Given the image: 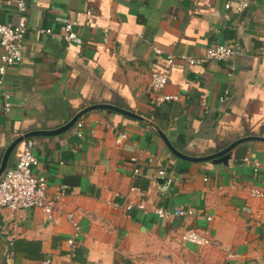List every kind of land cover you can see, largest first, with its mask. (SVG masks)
Listing matches in <instances>:
<instances>
[{"label": "crops", "instance_id": "obj_1", "mask_svg": "<svg viewBox=\"0 0 264 264\" xmlns=\"http://www.w3.org/2000/svg\"><path fill=\"white\" fill-rule=\"evenodd\" d=\"M247 1L241 14L236 0L27 1L22 60L8 68L0 87V164L18 135L58 129L93 105L137 117L91 110L79 119L82 138L73 126L29 139L38 159L33 174L46 180L47 193L69 187L58 206L78 223L77 249L71 256L66 240L73 228L65 215L48 220L40 209L3 210L0 264H264V198L250 196L251 189H264V141L239 144L227 165H216L174 156L159 135L191 157L244 137L264 139V0ZM65 19L78 23L80 46L62 40ZM17 20L15 0H0V24ZM39 27L55 36L39 35ZM218 44L238 53L221 62L179 64L162 91L178 99L152 110L150 75L166 55L199 58ZM3 90L12 95L9 113ZM157 207L192 214L161 219ZM187 230L206 234L210 244L182 242Z\"/></svg>", "mask_w": 264, "mask_h": 264}, {"label": "built area", "instance_id": "obj_2", "mask_svg": "<svg viewBox=\"0 0 264 264\" xmlns=\"http://www.w3.org/2000/svg\"><path fill=\"white\" fill-rule=\"evenodd\" d=\"M28 0H15L16 10L18 13V20L15 25L0 24V47L2 53L0 55V87L3 86V78L7 73L9 67L20 63L22 60V47L24 37L27 32L26 23V11ZM236 12L238 14L243 13L248 8L249 2L247 0H236ZM226 10L230 9V5L224 6ZM90 15V11L87 12ZM189 15H193L190 11ZM228 15H224V18H228ZM78 23L71 19H65L61 25V38L63 41L80 46L82 39L79 37L75 30ZM39 35L55 36L53 30L49 28H37ZM107 29H104V40L106 43ZM156 55L162 54L159 49H154ZM238 53L237 48L233 46H227L218 44L209 48L203 57L194 58L186 54L166 55L164 59L163 67L154 71L150 75L149 88H150V106L152 110H155L159 106L177 100L178 97L164 94L162 91L165 89L169 82V78L173 70L179 65L184 64L187 66H198L209 62H221L231 59ZM264 59V51L261 52ZM3 101V109L5 113H9L12 108V95L3 90L1 92ZM227 99V92L220 98L223 102ZM84 123L81 120L76 121L74 124V135L78 138H82V129ZM20 135H18L19 137ZM138 159L133 157L130 159V164L133 167V174L138 175L139 169L137 167ZM38 165V159L34 152V142L32 140H26L23 144L22 153L14 166L5 170L0 178V214L3 210L15 212L25 209H40L46 215L48 220H53L57 215H65L67 220L71 223L73 232L72 235L66 240L67 245L71 249V256L74 255L77 244L76 240L79 235V226L74 215L72 213L64 214L59 208V202L67 195L69 190L68 185L63 184L59 187V190L52 195L47 193L48 185L44 178L36 177L33 174V169ZM165 172L162 168H159L157 172L158 177H163ZM250 196L252 198H264V189L253 188L250 190ZM126 210H132V205H126ZM137 209L145 211L143 205H137ZM154 213L161 219H169L171 217H185L192 214L190 208H179L173 211H168L161 207L154 209ZM209 219V218H208ZM182 242L192 243L198 247H206L210 244V240L206 234L198 233L195 230H187L181 235ZM232 257V254L228 255Z\"/></svg>", "mask_w": 264, "mask_h": 264}, {"label": "water", "instance_id": "obj_3", "mask_svg": "<svg viewBox=\"0 0 264 264\" xmlns=\"http://www.w3.org/2000/svg\"><path fill=\"white\" fill-rule=\"evenodd\" d=\"M91 110H105V111H114L126 116H130V117H137L135 116L133 113L128 112L126 110H123L121 108H118L116 106L113 105H108V104H97V105H93L91 107H88L82 111H80L79 113H77L74 117H72V119H70V121H68L65 125H63L62 127L58 128V129H54V130H49V131H32V132H28L25 133L23 135H20L19 137H17L12 144L7 148V150L4 153V156L2 158V162L0 164V178L3 175V173L5 172V170L7 169V163L9 160V157L12 153V151L14 150V148H16L21 142H23L24 140L33 138V137H37V136H43V137H51V136H57L60 135L62 133H64L65 131L71 129L74 124L76 123V121H78L85 113L91 111ZM161 139L163 140V142L165 143V145L168 147V149L171 151V153L184 160V161H188V162H211L212 164H216V165H227L228 160L231 158V154L233 149L238 146L239 144H242L246 141L252 140V139H258V140H263L262 138H258V137H244L241 139H238L232 143H230L228 146L218 150L217 152L211 153L209 155L203 156V157H191L188 155H185L183 153H180L178 150H176L171 143L169 142V140L166 138V136L163 133H159Z\"/></svg>", "mask_w": 264, "mask_h": 264}]
</instances>
